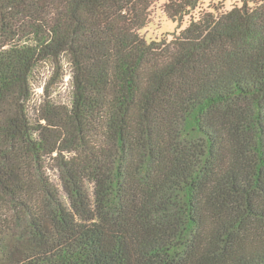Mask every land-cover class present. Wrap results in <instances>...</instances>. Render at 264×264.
<instances>
[{
  "label": "trees",
  "instance_id": "trees-1",
  "mask_svg": "<svg viewBox=\"0 0 264 264\" xmlns=\"http://www.w3.org/2000/svg\"><path fill=\"white\" fill-rule=\"evenodd\" d=\"M153 3L0 0V264H264V0Z\"/></svg>",
  "mask_w": 264,
  "mask_h": 264
},
{
  "label": "rangeland",
  "instance_id": "rangeland-1",
  "mask_svg": "<svg viewBox=\"0 0 264 264\" xmlns=\"http://www.w3.org/2000/svg\"><path fill=\"white\" fill-rule=\"evenodd\" d=\"M153 6L151 9V19L150 25L142 32V35L150 42L156 39H160L163 35L168 36L175 33L178 30V24L174 23L165 16L162 12L163 3L166 0H153ZM210 4V6H209ZM219 4V5H218ZM216 5L224 7V10H231L234 5H241V0H203V3L200 5L198 10H195L194 14L199 16L205 12L210 11V7H215ZM186 28V25L183 29ZM54 74L53 67L51 65L42 66L39 71L36 73L35 78L33 79L35 87V98L33 101L40 102L41 96L44 95L42 87L45 86L46 80L51 78ZM67 77L63 83H60L58 90L55 92V100L60 102H68L71 96L72 88L70 86V75L67 73ZM58 174L52 175L54 182L58 181Z\"/></svg>",
  "mask_w": 264,
  "mask_h": 264
},
{
  "label": "built area",
  "instance_id": "built-area-1",
  "mask_svg": "<svg viewBox=\"0 0 264 264\" xmlns=\"http://www.w3.org/2000/svg\"><path fill=\"white\" fill-rule=\"evenodd\" d=\"M44 89H45V86L42 87L43 93H44ZM35 95H36V93H35ZM35 95H33V98H35ZM37 103H40V102H37Z\"/></svg>",
  "mask_w": 264,
  "mask_h": 264
}]
</instances>
